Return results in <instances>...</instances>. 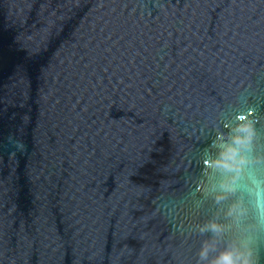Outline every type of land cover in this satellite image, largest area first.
I'll list each match as a JSON object with an SVG mask.
<instances>
[{
    "label": "water",
    "instance_id": "obj_1",
    "mask_svg": "<svg viewBox=\"0 0 264 264\" xmlns=\"http://www.w3.org/2000/svg\"><path fill=\"white\" fill-rule=\"evenodd\" d=\"M236 244L264 264V0H0V264Z\"/></svg>",
    "mask_w": 264,
    "mask_h": 264
},
{
    "label": "clouds",
    "instance_id": "obj_2",
    "mask_svg": "<svg viewBox=\"0 0 264 264\" xmlns=\"http://www.w3.org/2000/svg\"><path fill=\"white\" fill-rule=\"evenodd\" d=\"M253 130L250 126H244L238 128V134L233 138V144L241 146L245 142L250 143ZM211 228L214 232H222L223 226L215 222L212 223ZM208 249H201V258H207ZM209 264H252L250 253L246 254L241 251L240 245L236 244L234 246H226L223 250L218 252V254L209 261Z\"/></svg>",
    "mask_w": 264,
    "mask_h": 264
}]
</instances>
